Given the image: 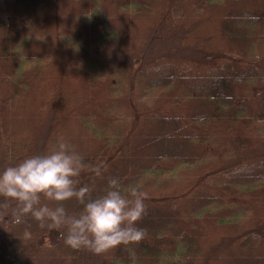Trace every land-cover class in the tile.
Listing matches in <instances>:
<instances>
[{"label": "trees", "instance_id": "trees-1", "mask_svg": "<svg viewBox=\"0 0 264 264\" xmlns=\"http://www.w3.org/2000/svg\"><path fill=\"white\" fill-rule=\"evenodd\" d=\"M58 137L92 197L147 194L144 236L98 264H264V0H0V169ZM2 217L0 264L90 252Z\"/></svg>", "mask_w": 264, "mask_h": 264}, {"label": "clouds", "instance_id": "clouds-1", "mask_svg": "<svg viewBox=\"0 0 264 264\" xmlns=\"http://www.w3.org/2000/svg\"><path fill=\"white\" fill-rule=\"evenodd\" d=\"M85 167L83 156L64 137H58L51 151L26 156L0 169V196L16 205L0 215L20 224L24 214L30 213L41 228L58 230L69 247L95 253L140 240L145 233L136 221L145 213L146 192L137 186L125 191L113 176L105 191L92 197L88 185L77 186V177ZM88 170L102 176L99 165ZM42 197L55 206L43 202ZM73 197L83 205L76 215L69 214L63 204ZM24 235L30 237L31 232L25 230ZM47 246L51 247V242Z\"/></svg>", "mask_w": 264, "mask_h": 264}, {"label": "rangeland", "instance_id": "rangeland-1", "mask_svg": "<svg viewBox=\"0 0 264 264\" xmlns=\"http://www.w3.org/2000/svg\"><path fill=\"white\" fill-rule=\"evenodd\" d=\"M171 49V48H170ZM144 52V50H143ZM43 138L44 136L42 135L41 139L39 140V143L40 145L42 144L43 142ZM2 149H3V146L1 145L0 143V161L2 159V156H1V152H2ZM41 149H42V146L40 147V149L38 150L37 148V151L36 153L37 154H40L41 152ZM259 151L263 150L264 151V147L262 149L260 148H257ZM257 154V153H256ZM1 168V167H0ZM2 197V196H0ZM12 202L9 201L8 198L6 197H3L2 200H0V213H3V212H6L8 211L10 208H12V205H11ZM7 206V207H4V206ZM13 207H16V206H13ZM2 225H3V217L2 215H0V229L2 228ZM83 264H98V259H97V255L95 254V252H92L90 251L88 253V255L85 257V260L83 262Z\"/></svg>", "mask_w": 264, "mask_h": 264}]
</instances>
